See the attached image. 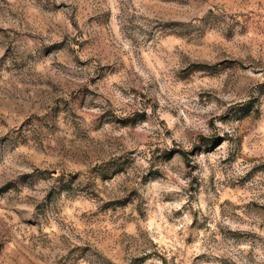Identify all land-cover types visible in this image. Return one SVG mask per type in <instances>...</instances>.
I'll list each match as a JSON object with an SVG mask.
<instances>
[{
    "label": "rangeland",
    "instance_id": "rangeland-1",
    "mask_svg": "<svg viewBox=\"0 0 264 264\" xmlns=\"http://www.w3.org/2000/svg\"><path fill=\"white\" fill-rule=\"evenodd\" d=\"M0 264H264V0H0Z\"/></svg>",
    "mask_w": 264,
    "mask_h": 264
}]
</instances>
